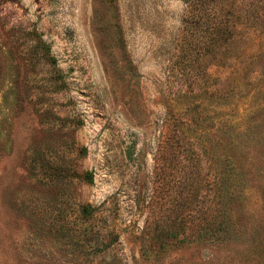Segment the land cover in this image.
Listing matches in <instances>:
<instances>
[{"label": "rangeland", "instance_id": "obj_1", "mask_svg": "<svg viewBox=\"0 0 264 264\" xmlns=\"http://www.w3.org/2000/svg\"><path fill=\"white\" fill-rule=\"evenodd\" d=\"M229 1L208 55L185 0H0V264H264V0Z\"/></svg>", "mask_w": 264, "mask_h": 264}, {"label": "trees", "instance_id": "obj_2", "mask_svg": "<svg viewBox=\"0 0 264 264\" xmlns=\"http://www.w3.org/2000/svg\"><path fill=\"white\" fill-rule=\"evenodd\" d=\"M185 2L188 5H194L196 7L197 15L196 18L192 20L198 21L204 16L206 17L204 33L208 40L209 46L212 47L207 51V54L213 55L216 51V45L218 43L219 46L223 44L225 45L233 36V21L229 17H224V15H221V13L224 11H229L230 14V9H233L234 4L229 0H185ZM85 176L86 177L84 179L88 183H90L92 181V178L89 177L88 174H85ZM82 210L86 214L90 213V209L88 206H84ZM223 228V232H227L228 227L224 226ZM209 229L210 237L216 238L215 234H217V231L213 229L212 223Z\"/></svg>", "mask_w": 264, "mask_h": 264}]
</instances>
